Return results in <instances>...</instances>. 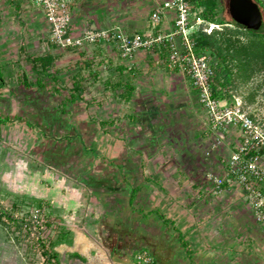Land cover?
I'll use <instances>...</instances> for the list:
<instances>
[{
	"label": "crops",
	"instance_id": "0c3cea01",
	"mask_svg": "<svg viewBox=\"0 0 264 264\" xmlns=\"http://www.w3.org/2000/svg\"><path fill=\"white\" fill-rule=\"evenodd\" d=\"M165 1L72 0V34L173 32L174 9L152 25ZM167 54L123 57L105 40L63 49L34 0H0V264H25L20 220L1 217L24 203L49 213L58 264H141L143 252L152 264H264L243 189L209 178L227 173L239 130L213 127Z\"/></svg>",
	"mask_w": 264,
	"mask_h": 264
},
{
	"label": "built area",
	"instance_id": "2783aa9c",
	"mask_svg": "<svg viewBox=\"0 0 264 264\" xmlns=\"http://www.w3.org/2000/svg\"><path fill=\"white\" fill-rule=\"evenodd\" d=\"M71 2L72 0H34L45 14L53 43L66 49L81 47L85 42L112 41L116 43L123 57L132 56L140 49L165 45L168 49L165 63L170 68H177L191 79L192 84L197 88L199 102L206 110L213 127L226 129L234 126L239 130V143L227 159V173L224 176L211 175L209 178L220 189L226 183H234L241 187L256 221L264 228V126L245 110L241 101L219 99L213 95L212 57L209 53H199L194 39L200 29L210 33L214 27L220 25L206 21L201 16L203 8L196 7L192 0H168L155 8L151 20L152 25L157 27L161 24L166 10L174 9L173 32L129 34L115 27L85 31L80 36H74L71 30ZM26 212L29 218L18 220L37 241L45 243L41 231L33 223L35 219L43 227L44 219H40L43 218L42 208L29 207ZM8 215L10 217V214ZM137 260L141 264H152V257L147 252L138 254Z\"/></svg>",
	"mask_w": 264,
	"mask_h": 264
},
{
	"label": "trees",
	"instance_id": "16d2710c",
	"mask_svg": "<svg viewBox=\"0 0 264 264\" xmlns=\"http://www.w3.org/2000/svg\"><path fill=\"white\" fill-rule=\"evenodd\" d=\"M224 0H192L196 7H202L201 16L208 22L219 24V27H214L208 33L200 29L195 34V42L197 51L199 53H209L212 57L214 74L212 76L213 95L216 98H231L229 95L230 85L233 83V64L234 60L243 65V68L252 64V60L257 56L264 58V20L259 30L245 29L237 22H235L230 13L231 19H227L223 13ZM264 16V3L260 0H255ZM226 7L229 11V1L226 2ZM233 25L234 27H231ZM222 26V27H221ZM244 36L247 41H242L241 37ZM52 58L50 56L38 57L37 61L40 62L41 71H47L52 66ZM134 86L128 85L126 94H132ZM8 215L4 210L1 211V217ZM42 246L43 255L48 260H56L54 251L55 243L50 242L47 245L42 241H38Z\"/></svg>",
	"mask_w": 264,
	"mask_h": 264
},
{
	"label": "rangeland",
	"instance_id": "374dc122",
	"mask_svg": "<svg viewBox=\"0 0 264 264\" xmlns=\"http://www.w3.org/2000/svg\"><path fill=\"white\" fill-rule=\"evenodd\" d=\"M223 1V13L227 19H231L229 11L226 7V2ZM264 3V0H260ZM222 27V26H221ZM231 27H234L231 25ZM242 41L246 42L247 39L242 36ZM234 60L233 64V83L229 88V95H231L230 101H241L243 107L248 111L258 122L264 126V58L262 56H257L252 60V64L243 68V63ZM29 207L37 208L40 207L35 203L29 205L28 203L21 204L19 209L13 210L10 217H5L4 221L10 226H15L14 221L18 219L29 218V214L26 212ZM42 208V214L44 219L43 227L38 224L35 219L34 224L37 225L38 229L41 231L45 239V243L52 242L56 235L55 227H51L52 220L49 213L44 207ZM32 217V216H31ZM32 219V218H31ZM19 230L15 229L14 232L18 231L17 240L20 251L21 259L25 261V264H55L53 260H48L46 256L43 255L42 246L39 245L36 238L23 227Z\"/></svg>",
	"mask_w": 264,
	"mask_h": 264
},
{
	"label": "water",
	"instance_id": "95a60500",
	"mask_svg": "<svg viewBox=\"0 0 264 264\" xmlns=\"http://www.w3.org/2000/svg\"><path fill=\"white\" fill-rule=\"evenodd\" d=\"M229 13L245 29L259 30L263 24L264 16L255 0H229Z\"/></svg>",
	"mask_w": 264,
	"mask_h": 264
}]
</instances>
